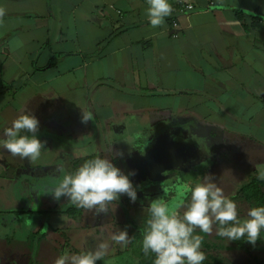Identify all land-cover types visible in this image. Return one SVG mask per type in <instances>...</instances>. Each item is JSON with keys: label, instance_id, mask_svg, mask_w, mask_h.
Returning a JSON list of instances; mask_svg holds the SVG:
<instances>
[{"label": "crops", "instance_id": "obj_1", "mask_svg": "<svg viewBox=\"0 0 264 264\" xmlns=\"http://www.w3.org/2000/svg\"><path fill=\"white\" fill-rule=\"evenodd\" d=\"M169 2L173 13L153 28L146 0H0V138L25 110L45 143L31 163L0 149V264H31L44 225L29 229L27 220L58 214L64 197L47 211L35 203L52 202L44 191L75 162L112 160L138 188L167 171L158 141L174 128L187 127L195 152L211 154L205 175L246 215L251 205L238 193L264 171V0H192L187 14ZM81 108L94 120L82 123ZM64 216L48 230L59 240L81 227ZM196 234L203 264H264V231L255 246L241 239L244 247L215 229Z\"/></svg>", "mask_w": 264, "mask_h": 264}, {"label": "clouds", "instance_id": "obj_2", "mask_svg": "<svg viewBox=\"0 0 264 264\" xmlns=\"http://www.w3.org/2000/svg\"><path fill=\"white\" fill-rule=\"evenodd\" d=\"M146 15L153 28L161 27L174 9L169 0H146ZM6 9L0 7V23ZM82 109L81 121L94 120L93 113ZM38 119L22 110L4 129L0 138V149L7 150L13 157L37 161L45 149V143L37 138ZM122 155V153L120 154ZM63 172V169L59 170ZM258 179L264 180V171ZM54 199L66 197L78 208L92 210L96 215H107L122 195L132 202L137 191L129 175L116 167L112 160L97 155L84 161L73 172L62 176L58 184L47 188ZM187 202L170 207L164 198H156L148 205L149 218L142 233V249L145 255L154 254V264H203L206 254L202 251L203 236L197 231L211 234L215 229L218 236L228 241L246 239L255 246L264 231V206L250 207L241 217L237 203L225 195L222 187L213 182L211 175L194 185L185 186ZM127 230L117 229L106 237L101 235L95 245L79 253L65 249L53 264H96L104 261L112 244L126 246L129 243Z\"/></svg>", "mask_w": 264, "mask_h": 264}, {"label": "rangeland", "instance_id": "obj_3", "mask_svg": "<svg viewBox=\"0 0 264 264\" xmlns=\"http://www.w3.org/2000/svg\"><path fill=\"white\" fill-rule=\"evenodd\" d=\"M178 128H174L176 131ZM190 129V128H189ZM170 131L165 132V135L168 134L170 135ZM187 127L184 129L182 132L184 138L183 140L185 142L188 141V139L191 136H187ZM193 140H196V138H193ZM175 143V142H174ZM211 154H202V153H192L191 157H187L186 155H174L172 157V164L170 166L169 172H170V179L169 181H166L167 185L169 184H174L170 188L168 186H164V191L163 192H156L154 191V194H151L150 191L143 190L140 191V187H136V191L140 194V197H137L135 202H130V206L126 204V206H123V210L120 207V211L118 210L119 215L117 214V219L119 223H116L115 220L112 222L114 227H111L109 224L110 220V213L107 215L101 213L100 215H96V212L94 209L88 210L84 209V212L82 214V217L77 222L81 227L79 226H73V228L67 229L66 232V237H62V239H58L56 235L58 234L57 232H49V228L55 227L56 225H62L64 223V219L66 218L64 215L61 214H47L46 215H38V214H33L30 216L27 220V225L30 228H32L35 225V228L40 227L41 225H44V229L41 232H38L36 230L35 234L33 235L31 242L33 243L34 248L32 249L33 252L30 253L27 262H29V259H31V264H53L54 259L59 256L65 249H67L70 253H79L82 250H86L89 247H93L95 245V242L97 241V238L101 237L103 234L104 237L108 235L109 232L115 231L117 229L123 230L122 229V224L125 225V220L129 216H134L136 214L142 215V217L149 218V213H148V205L151 200L156 199V198H164L166 201L169 197L172 195L170 193L171 189H174L173 193L174 196L171 198L172 202L169 203L170 207H176L177 205H180L182 201L187 202L186 194H185V186H191L194 185L195 183L201 181L203 179V176L209 172V169L207 167V164L209 163ZM191 165L193 168H196L195 171L188 169V172L185 173V176L181 177H176L174 176L179 172V167L182 166H187ZM62 179V178H61ZM61 179H58L56 182H60ZM53 182V184L50 185V187H53L56 185V183ZM141 188H143L141 186ZM142 192V193H141ZM46 196V195H44ZM128 197L127 195H125ZM41 197V196H40ZM146 197L145 201L139 200V198ZM129 198V197H128ZM151 198V199H149ZM35 203V210H48V205L54 206L53 203H56L54 198H52V202L50 201H41L43 199H38ZM126 200V199H124ZM140 202V203H139ZM139 204H144L145 207H140L138 206ZM60 209L67 208L70 206H73L67 198L64 201L60 202ZM117 208V207H116ZM124 212V216H123ZM147 215V216H146ZM134 220H138V217H134ZM119 225V227H117ZM110 228H112V231H110ZM62 232V231H61ZM19 234V233H18ZM46 234V235H45ZM16 235V234H15ZM17 238H20V234L17 236ZM56 240H59V243H61V246L58 247L57 250H54L52 245L56 242ZM44 244V245H43ZM125 246H120L116 244H112L108 250V254L105 257L104 261H97L96 264H134L136 263L137 259L133 256L130 255L129 253L122 254L121 256L116 255L113 257V255L116 254V249H123ZM125 249V248H124ZM59 250V251H58ZM16 253V252H14ZM119 254V251H118ZM18 253L16 254V256ZM119 256V257H118ZM18 257H21V255H18ZM13 264H21L19 261L17 262H12Z\"/></svg>", "mask_w": 264, "mask_h": 264}, {"label": "flooded vegetation", "instance_id": "obj_4", "mask_svg": "<svg viewBox=\"0 0 264 264\" xmlns=\"http://www.w3.org/2000/svg\"><path fill=\"white\" fill-rule=\"evenodd\" d=\"M172 131L170 132V135H168V136H165V132L163 131L162 136L160 137V139L163 141V143H159V141H158V144L161 146V148L164 149V151H167V150H169V151L166 152V154H164V156H160V160H157V158L153 159V160H157L159 162L162 161L163 167H165L167 171H164L163 175H160V174L152 171L151 172L152 174L150 173L149 176L151 177L152 180H155V181L152 182V181L147 180L145 182V184L141 185L143 188H141V186H140V189H141L140 191L147 190V191H150L151 194H154L153 193L154 191L163 192L164 186H168L170 188L174 184L167 185V183H165V182L169 181V179H170V172L168 170L172 164V157H174V155H179V156L180 155H184V156L186 155L187 157H191L193 152L197 153L198 150L195 152V149L197 147L195 148L192 144H188L189 143L188 141H190V138L188 139L187 142H185L183 140L184 136L182 134V131H179V130L175 131L174 129ZM164 139L173 140L175 142L173 145L174 148L168 147L166 144H164V142H165ZM156 146L152 147L151 149L154 150L155 148H157ZM193 148H195V149H193ZM151 149L149 150V153L147 152V155H150ZM174 150H175V152H173ZM170 152H171V154H169ZM198 153H202V151L200 150V152H198ZM156 156H158L157 153L155 154V157ZM187 167L190 168L189 165L179 167V172H177V174H175L174 176L181 177L183 174L185 175V173L187 172ZM180 170H182V172H183L182 175L180 174ZM173 191H174V189L170 190V193H172V195H171L172 197L174 196ZM138 193H139V191L137 192V197H140V194H138ZM171 196L169 197V201L167 199L168 203L172 202L173 198H171ZM124 199H126V200H124ZM149 199H151V198H149ZM139 200H140V202L145 201L146 197H143L142 199L139 198ZM130 202H131L130 198L126 197L125 195H122L116 203H113L109 206L110 209H113V211L109 212L110 213V216H109L110 219H106L105 222H107V220H110L109 224L111 225V227H114V225L112 224V222L114 220L116 223H119V221L117 219V214L119 215L118 210L120 211V214H121V211L123 210V206H126V204H128L130 206ZM119 205L122 208V210L120 209ZM138 206L145 207L144 204L143 205L139 204ZM78 209L81 211V215L77 218L79 220L80 217H82L84 209H82V208H78ZM115 211L117 212V214ZM123 216H124V212H123ZM134 217H138V220L137 221L134 220L135 219ZM77 219H75V220H77ZM147 219L148 218L144 219V217H142V215L136 214L134 216H129L125 220V222H124L125 225L122 224V229L124 228L123 230H125V229L127 230L128 236L130 238L129 243L124 247L125 249L124 248L121 250L116 249L119 251V254H118V251H116V254L113 255V257L116 255L121 256L122 254H126V253L130 252L131 256L135 257L137 260H141V262H142V260L144 259V257H143L144 252L142 249V240H141V238L137 239L136 237H137V234L143 233L144 228L146 226ZM117 227H119V225H117ZM110 231H112V228H110ZM134 264H137V262Z\"/></svg>", "mask_w": 264, "mask_h": 264}, {"label": "trees", "instance_id": "obj_5", "mask_svg": "<svg viewBox=\"0 0 264 264\" xmlns=\"http://www.w3.org/2000/svg\"><path fill=\"white\" fill-rule=\"evenodd\" d=\"M94 158V157H93ZM92 159V158H90ZM88 160V159H87ZM84 161H77L73 164L72 172L78 168ZM238 198H243L246 202H248L251 207L254 206H264V181L259 180L258 178L252 179L249 183H247L246 186H244L238 193ZM236 197L233 198L235 201ZM58 213L62 215H66L72 219H77L81 215V211L76 206H70L67 208H63L59 211H54L53 213ZM137 239L141 238L143 239L142 234H137ZM259 240H257L258 242ZM238 245L241 247H244V240L238 241ZM207 244H204L203 246H206ZM144 259L140 264H154V254L145 255L143 254Z\"/></svg>", "mask_w": 264, "mask_h": 264}, {"label": "built area", "instance_id": "obj_6", "mask_svg": "<svg viewBox=\"0 0 264 264\" xmlns=\"http://www.w3.org/2000/svg\"><path fill=\"white\" fill-rule=\"evenodd\" d=\"M191 1L192 0H178V5L182 14H187L188 12H192L194 9H196L195 4H193ZM213 5L214 4L212 3L211 6ZM174 26L176 27L177 24L174 23Z\"/></svg>", "mask_w": 264, "mask_h": 264}, {"label": "water", "instance_id": "obj_7", "mask_svg": "<svg viewBox=\"0 0 264 264\" xmlns=\"http://www.w3.org/2000/svg\"><path fill=\"white\" fill-rule=\"evenodd\" d=\"M137 176L140 177V178H142L140 174L137 175ZM143 179H144V182H146L147 180H149V181H154V180L151 179V177H149V178H145V177H144Z\"/></svg>", "mask_w": 264, "mask_h": 264}]
</instances>
